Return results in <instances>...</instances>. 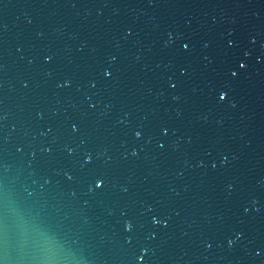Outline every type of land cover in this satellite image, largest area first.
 Returning a JSON list of instances; mask_svg holds the SVG:
<instances>
[{
	"label": "water",
	"instance_id": "1",
	"mask_svg": "<svg viewBox=\"0 0 264 264\" xmlns=\"http://www.w3.org/2000/svg\"><path fill=\"white\" fill-rule=\"evenodd\" d=\"M0 264H264V0H0Z\"/></svg>",
	"mask_w": 264,
	"mask_h": 264
},
{
	"label": "snow or ice",
	"instance_id": "2",
	"mask_svg": "<svg viewBox=\"0 0 264 264\" xmlns=\"http://www.w3.org/2000/svg\"><path fill=\"white\" fill-rule=\"evenodd\" d=\"M183 47H184L185 50H187V49L189 48V44L185 43V44H183ZM50 59H51V57H49V60H50ZM241 67H245V65L242 64ZM107 75H108V76H111V72L109 71V72L107 73ZM232 75L235 76V75H237V73H236V72H233ZM172 86L175 87V85H172ZM226 98H227V92H225V91H221V93L219 94V99H220V100H224V99H226ZM73 128H74L75 130H78L77 126H75V125H73ZM136 135H137V137H139V136H141L142 134H141L140 132H137ZM160 147H163V145H160ZM49 151H51V149H49ZM91 160H92V156H91V154H89V155H88V158H87V162L90 163ZM68 178L71 179L72 177L69 176ZM104 184H105V179H104L103 177H101V176H97V177L95 178V180H94V189H102V187L104 186ZM156 222L159 223V220H157ZM127 228H128L129 231H131V229H132V225L129 224V225L127 226ZM138 260H139V261H143V260H144V256H140V257H138Z\"/></svg>",
	"mask_w": 264,
	"mask_h": 264
}]
</instances>
